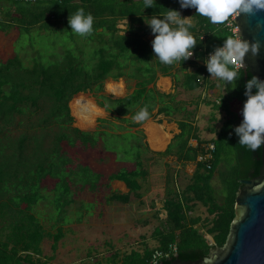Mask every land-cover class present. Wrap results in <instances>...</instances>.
<instances>
[{"label": "trees", "instance_id": "16d2710c", "mask_svg": "<svg viewBox=\"0 0 264 264\" xmlns=\"http://www.w3.org/2000/svg\"><path fill=\"white\" fill-rule=\"evenodd\" d=\"M80 8L84 9L85 14L91 13L94 17V31L91 35L80 37L71 32V35L78 38L77 41L79 38L88 44L96 41V46L92 48L86 62L79 55H72L68 57L69 64L53 69L56 72L52 71L51 67L34 65L25 70L30 80L19 82L11 80L12 75L16 77L22 73L21 63L17 56L13 55L0 61V264H46L48 260L54 258L51 255L44 261L40 259L41 244L45 238L51 239V249L55 252L57 243L64 235L63 228H55L56 232L53 234L41 223L33 210L43 196L42 191L44 192L45 188L42 182L46 177L54 180L53 186L47 191L55 190L60 194V198L65 200L62 209L74 202L72 193L74 188L81 190L88 186L94 190L99 182V174H95L87 165L75 164L71 167V158L61 151L59 146L60 142H65L68 146L79 143L82 146L88 145L93 148L98 145L93 132L72 126L74 118L70 114L68 103L74 95L79 92H90L98 99V105L108 112L130 110L132 117L144 107H147L149 117L160 113L169 115L171 112L169 110L171 104L168 102L172 96L160 94L148 88V85L153 83L157 71L167 74L174 64L165 65L159 60L156 61L155 66L148 64L155 58L152 48L154 35L145 23V18L160 16L168 9L185 11L181 8L179 0H156L154 7L145 9L143 0H79V2L76 0H0V31L6 33L11 28H15L19 34L22 31L29 32L34 28L57 31L63 24L71 31L68 24L69 16ZM122 20H128V24L126 23V30L120 33L117 24ZM194 31L190 29V32ZM203 31L209 32V29L204 28ZM149 34H152L151 38L148 37ZM229 35V32L220 29L214 31L205 41H200L197 33L195 34L197 46L193 49L194 60H190L195 66V71L188 75V78L192 77L196 81L194 88L202 83L198 81V78L204 71L203 65L197 64V61L204 58L207 53H212L216 47L224 43V39ZM240 72L241 69L239 74ZM110 76H128L135 80L134 92L120 99L100 94L103 91L104 80ZM237 81L240 84L239 79ZM6 86L8 89L4 90ZM35 86L40 90L37 95L32 93ZM185 87L189 86L185 85ZM244 93L241 88V95L231 97L233 94L229 91L222 102L212 105L217 109H222L226 114V119L216 139L219 147L214 142L215 152L211 161V169L206 170L203 164H197L191 183L183 191L185 203L196 201L204 206L207 214L211 216V218H206V229H204L207 234L211 235L212 243L204 237L203 233L199 232L198 228H194V225L199 222L198 218L194 223L187 221L186 213L191 206L185 204V208L179 198L171 197L165 202L164 233L161 232L160 245L155 249H166L170 242H175L177 246L175 253L199 249L203 256H208V250L212 246L216 248L224 246L231 222L236 215L235 192L239 186V182L235 181L238 161L234 148V140L237 136L234 128L239 126L243 120V117H236L229 110L228 102L230 99H236L243 107L246 101ZM42 98L48 99L51 102L50 107H54L46 113L48 121L64 113L68 123L61 128L55 122L58 129L51 135L49 133L51 128L45 131L40 125L41 122L29 123L27 133L13 136L11 127L22 125L20 119L14 123L16 116L31 115L41 109L39 101ZM156 106H158L157 112L152 114L151 111ZM5 118L7 119L6 126L3 123ZM137 125L138 123L131 122L129 126ZM29 129L37 130V133L29 134ZM225 131L232 135L233 145V158L228 163L232 167L235 166L236 170L230 173L231 184L225 181V175L219 177L221 182L219 199L212 180L215 168L219 164L217 150L222 148L220 139L222 140ZM99 132L102 133V131ZM183 135L185 134L182 133ZM47 138L50 140L48 147L44 145V140ZM54 142L55 145H53ZM35 144L39 151L38 161L37 159L35 161L34 157ZM194 156H196L195 153L189 157L192 159ZM78 170L83 171L82 175H92L95 179L83 180V185H76L73 183L74 178L71 177L74 174L78 177ZM139 175V171L114 173L108 176V180L122 179L129 184ZM138 187L139 185L135 186L133 191ZM52 226L56 225L53 223ZM155 249H145L144 254L135 260L131 258L134 251L124 256H118L116 252L112 260L116 264L117 262L145 264L146 259ZM172 256L173 254L169 258L159 260L158 264L161 262L168 264Z\"/></svg>", "mask_w": 264, "mask_h": 264}, {"label": "crops", "instance_id": "0c3cea01", "mask_svg": "<svg viewBox=\"0 0 264 264\" xmlns=\"http://www.w3.org/2000/svg\"><path fill=\"white\" fill-rule=\"evenodd\" d=\"M180 13L183 17H191V22L194 25L191 29L195 30L193 32L194 34L192 32L191 33L194 36L197 33L198 40L200 41H205L209 35L220 29H224L229 32L224 24H212L207 18L197 15L194 8L185 9V11ZM126 26V20H122L117 24V28H119L120 33H123V31L126 30ZM204 28H208L209 32H204ZM229 34L232 35L230 32ZM148 37L151 38L152 34H149ZM190 60H194V58H190L186 61L181 60L180 62L175 63L173 68L167 74L157 71L153 83L148 85V88H152L160 94L172 96L168 103L172 105L174 111H171L169 115L160 113L149 117L146 121L140 122L137 126L132 127L129 126L131 122H134L130 110H125V112L120 110L110 113L105 108L98 105V99L92 94L90 95V98L86 96L103 111L97 116L99 117L97 120L98 123H103L107 117L105 115L109 114L110 117H108V119L111 128L113 129L112 133L118 135L123 133H132L136 135L142 134V143L144 145L140 146L143 151H140L138 156L132 157L131 160H128L125 158V155L117 158L115 151H103V146L101 142L98 141V145H96L97 147L94 148V157L91 159L88 158L83 165H87L90 169L92 168L91 170H93L95 174H99V182L95 185L96 188L94 190L88 186L83 187L81 190L74 188V190H72L74 201H85L82 197L84 194H87L89 196V200H91L94 199L95 194L97 199H101V208L98 207V216L101 217V219L97 222V224L109 221L111 224L108 225L106 229L115 231V233H117L116 231L121 228V224L123 223L134 224L131 226L132 229H130L134 232L132 235L131 245H144L145 249H148L145 246L146 240L153 243L151 249L159 247L161 232L164 233V225H160V223L162 221L164 223L166 219L165 202L171 197L179 198L184 207L185 204L191 206L186 213L187 221L194 223L198 218L199 222L194 225V228H198L200 226L202 229L199 230L198 228L199 232L205 231V223L207 222L205 220L206 218H211L206 211V216L204 217L200 214H196L198 204L200 203L196 201L185 203L183 191L191 183V177L193 176L197 166L195 163L196 156L192 159L189 156L194 153L197 154V146L200 143L202 144L203 142L213 139L199 137L196 131L192 130L194 121L191 123V119L186 116H180L178 109L180 106H184V108L189 112L190 118L193 116V113L190 111H197V115H194L196 120L199 114L198 111L200 110L201 102L202 104L206 103L208 107L213 104H219L222 100H224L229 92L224 93V96H222L223 92L221 89L223 88L217 79L210 78V74L208 73L205 64V57L197 61V64L203 65L204 71L198 78V81L202 83L199 87L194 88L193 86L196 84V81L192 77L188 78V75L195 71V66H193ZM156 61H158V58L155 57L150 60L148 64L150 66H155V63H157ZM238 71H240V69ZM135 85V80L129 78L128 76H110L104 80L103 91L100 92V94L111 96L113 99L124 98L134 92ZM185 85L189 87L186 88ZM231 91L232 90L230 88V92ZM228 107L236 117L242 116H240L242 107L238 100L230 99ZM157 108L158 106H156L151 113L155 114L157 112ZM212 108H215V106H212ZM217 111L222 112V114L224 112L222 109H217ZM215 118L216 115L211 114L205 120L207 122L211 121L214 123L216 120ZM214 126H212V124L210 126L207 124L206 128L212 132L214 130ZM189 128H191V132H189ZM103 130L104 129H99V131L102 132ZM182 133L185 135L182 136ZM176 139H180V142H178L176 149L172 151L170 146ZM124 153L127 156L128 153ZM169 170L174 172V176L171 178L169 176ZM136 171L140 172L139 177L135 180H131L129 184L122 179L108 180V176L114 173ZM185 174H188L189 176ZM180 175L188 176L186 179H188L189 182L184 186H181L178 183V181H180ZM137 185H139L138 189L133 191V188ZM74 207V203L64 207V210H67V215L70 218L73 217ZM144 207L151 208V211L147 212V218L142 220V216L144 215L142 210ZM86 218L87 217H83L79 222L87 220ZM158 221L161 222L159 223ZM79 224H77V221H73L71 219L64 225H56V228L62 227L63 229L65 228V230L70 231ZM101 227H104V225H101ZM65 235L66 234L64 233L61 239L65 240ZM205 235L207 240L208 237L212 238L211 235L206 232ZM117 240H120V238H117ZM51 244L49 246L50 249ZM59 244L60 243L58 242L57 248ZM145 249L142 251L138 250V252L144 254ZM56 251L52 252L55 254ZM116 252H118V250H114L113 254H110L109 256L104 255V259L102 257L103 261L101 264H116L114 263L115 261L112 260V257ZM131 252H133V250H131ZM67 254L70 253L67 252ZM71 254L73 255V253ZM42 255H46L43 253V250ZM117 263L120 264V262Z\"/></svg>", "mask_w": 264, "mask_h": 264}, {"label": "rangeland", "instance_id": "374dc122", "mask_svg": "<svg viewBox=\"0 0 264 264\" xmlns=\"http://www.w3.org/2000/svg\"><path fill=\"white\" fill-rule=\"evenodd\" d=\"M76 2H79V0H76ZM77 39L78 38L76 36L71 35L70 29L65 24L60 25L57 31L40 30L39 28H34L29 32L22 31L20 34L15 28L9 29V31L6 33L0 31V61H4L5 59L12 57L13 55L17 56L18 60L21 63L22 73L16 77L12 75L11 80L13 81L18 80L19 82H21V80L22 81L30 80V78H28V76L26 75L25 70L32 68L34 65L37 67H41V66H46L48 68L51 67L52 71H54L56 67H61V65L65 66L69 64L68 57L72 55H79L84 59V62H86L89 54L91 53L92 48L96 46V41L91 42V44H88V43H84V41L81 40L80 38L79 41H77ZM36 76L38 77V75ZM218 82L221 84V87L223 88L221 89L223 92L222 96H224V93H228L230 91V88L233 94L231 95V97L232 96L237 97L241 95V87L238 81H235L230 85L226 84V82L221 80H218ZM5 89L7 90L8 86H6L4 90ZM39 92H40L39 88L35 86L32 93L37 95L39 94ZM91 94L92 93L89 94V92L78 93L74 95L72 99L69 101L68 107L70 108L71 111L70 114L74 118L72 126L79 127L81 130L84 131L93 132V137L97 141L101 142L103 146L102 148L103 151L106 152L115 151L116 152L115 155L117 158H119L122 155H125V158L131 160L132 157L138 156L140 151H143L140 148V146L144 145L142 143V138H143L142 134L136 135L132 133H123L118 135L112 133L113 129L111 128L108 119V117H110L109 114L105 115L107 117L103 123H98L97 120L99 117L97 116L99 115V113H96V115L93 116L92 124L81 125L80 121L75 115L72 106L75 103V101L80 97L88 96L90 98ZM39 104L41 105V109L31 113V115L23 114L16 116V120L14 123H16L20 119L22 121V125H18V126L14 125L11 127V134L13 136H17L20 133L22 135L27 133L28 131L27 125L29 123L41 122L40 125L42 128H44L45 131H48L51 128V131L49 132L50 135L53 133V131L58 129V126L55 125V122L58 125H60L61 128L62 127L64 128L65 124L68 123V121L64 117L65 115L64 113L63 115H58L57 117L48 121L47 120L48 115L46 113L50 110V108L53 110L54 107H50L51 102L46 98L40 99ZM179 109L178 112L180 116H186L187 118L191 119L190 120L191 123H193L194 121V126L192 130L196 131L199 137L213 139V141L217 143V146L219 147V142L216 141V139L217 136L219 135L221 126L223 125L226 119L224 114L225 112H223L222 114V112L217 111V108H212V106L208 107L206 103L202 104L201 102L200 110L198 111L199 114L197 116V119L195 120L194 115L196 114L197 111L195 110L190 111L193 113V116L190 118L189 112L184 108V106H180ZM169 110L174 111V108L170 105ZM211 114L216 115L215 118L216 120L214 121V123H212L211 121L207 122L205 120ZM241 115L242 112L240 113V116ZM3 123L4 126L7 125L6 118L4 119ZM207 124H209V126L211 124L212 126H214L215 124L214 130L212 132H210L209 129L206 128ZM99 129L100 130L104 129L101 134L99 132ZM33 132L37 133V130L29 129L28 133L30 134ZM189 132H191V128H189ZM48 138L51 139L52 137H48ZM48 138L44 140V145L47 147L50 145V140ZM231 141H232V135L228 131H225L222 135V140L220 139L222 148L217 150L219 164L215 168L214 171L215 175L212 180V184L214 189L217 190L216 195L218 194L219 199L221 197V194L219 195V192L221 190V182L219 177L225 175L226 176V178H224L225 181L231 184L232 180L230 173L233 170H236V168H234L235 166L232 167L228 163L233 158L232 155L233 145ZM178 142H180V139H176L173 141V143L170 146V149L172 151L176 149ZM32 144H34V142ZM53 145H55V142ZM59 146L61 148V151H63L69 158H71L72 160V164H70L71 167H73L75 164H83L86 160H88V158L90 159L93 158L94 148L97 147L96 146L93 148V147H89L88 145L82 146L79 143H76L74 146H68L65 142H60ZM197 147H198L197 149H200L202 145H198ZM38 152H39L38 146L37 144H35V155H34L35 161L36 159L38 161L37 158ZM124 152L128 153L127 156ZM82 172H83L82 170H78V174H77L78 177L75 174L72 175L71 177L74 178L73 183H75L76 185L77 184L83 185L84 183L83 180L92 181L95 179L92 175L91 176L90 175L87 176L85 174H84L85 176L82 175ZM169 174H170L169 175L170 178L174 176V172L172 170H169ZM188 176L180 175V181H178L179 185L181 186L186 185L189 182V180L186 179L188 178ZM53 183L54 180L49 177H46L43 180L42 185L45 188L44 192L42 191L43 196L33 208L36 216L39 218L41 223H43V225L47 229H49L53 234L56 232L55 229L56 226L53 227L52 226L53 223L58 226L62 224L64 225L66 224V222L72 219L73 221H77V224L79 223L81 224L75 226V228L70 231L65 230V228L63 229V234L64 233L66 234L65 240L61 239L59 241L61 245L59 244L55 254L51 251L49 247L52 240L49 238H45L41 244L43 253L46 254V255H41L40 259L42 261L48 259L49 256L53 255L54 258L48 260L46 264H101L104 259L103 256L104 255L109 256L110 254H113L114 250H118L117 252L118 256H124L130 254L131 250H133L134 254L132 255L131 258L134 260L141 256V253H139L138 250L140 251L144 250L145 249L144 245H138V244L131 245L132 235L134 234V232L133 230L130 229H132L131 226H133L134 224L132 223L121 224L122 226L121 228L118 229V231H116L117 233H115V231L106 229V227L111 224L109 221L105 223L97 224V222L101 219V217L98 216L99 215L98 207L101 208V203H100L101 199L100 198L97 199L95 197V194H94V199L89 200V196L87 194H84L82 197L83 200L85 201H80V200L74 201L73 203L75 204V207H74L73 217L72 218L68 217L67 210H64V208L62 209V205L65 200L61 199L60 194H58V192H55V190L52 192L47 191L49 188L53 186ZM150 211L151 208L149 207L143 208L142 212L144 213V215L142 216V220L147 218V212ZM205 211L206 208L201 204H198L196 214H200L202 215V217H204L206 216ZM83 217H87L86 218L87 220L83 222H79L80 220H82ZM48 221L53 223L51 224ZM158 222L160 223L161 221ZM101 225H104V227H101ZM160 225H164L163 221L160 223ZM198 228L199 230L202 229L200 226ZM201 233H203L204 237L207 238L205 235V231H201ZM117 238H120V240H117ZM208 240L211 241L209 237ZM145 246L148 249H151L153 243L149 240H146ZM67 252L70 254H67ZM71 253H73V255Z\"/></svg>", "mask_w": 264, "mask_h": 264}, {"label": "clouds", "instance_id": "9594fccd", "mask_svg": "<svg viewBox=\"0 0 264 264\" xmlns=\"http://www.w3.org/2000/svg\"><path fill=\"white\" fill-rule=\"evenodd\" d=\"M179 3L182 9L194 8L197 15L216 25L224 24L237 13L255 15L264 11V0H179ZM143 4L144 9L154 7L156 0H143ZM145 23L154 35V55L162 64L171 66L194 55L197 41L190 32L194 27L191 17H183L180 11L168 9L160 16L145 18ZM68 24L71 32L80 37H87L94 31V17L91 13L85 14L83 8L70 14ZM260 48L259 41L250 42L239 35L227 36L223 45L216 47L205 61L210 78L232 84L240 78L238 70L245 65L246 54L257 57ZM245 89L247 99L242 109L243 120L234 132L239 137V145L254 152L264 145V81L253 76L246 82ZM148 118L149 112L144 107L133 116V121L140 123Z\"/></svg>", "mask_w": 264, "mask_h": 264}, {"label": "water", "instance_id": "95a60500", "mask_svg": "<svg viewBox=\"0 0 264 264\" xmlns=\"http://www.w3.org/2000/svg\"><path fill=\"white\" fill-rule=\"evenodd\" d=\"M233 20L239 36L261 44L259 55L246 54L245 65L240 67V87L245 92V84L253 76L264 81V11L237 13ZM234 143L238 161L235 181L239 186L235 192L236 215L224 246H212L208 256L199 249L174 253L168 264H264V145L253 152L239 145L238 136Z\"/></svg>", "mask_w": 264, "mask_h": 264}, {"label": "built area", "instance_id": "2783aa9c", "mask_svg": "<svg viewBox=\"0 0 264 264\" xmlns=\"http://www.w3.org/2000/svg\"><path fill=\"white\" fill-rule=\"evenodd\" d=\"M236 17V14L232 16L227 22L224 23V26L229 30V32L232 35H238L237 32V26L236 23L234 22V18ZM223 43L220 45L222 46ZM211 52L207 53L205 55V61L209 57ZM193 58V56L191 57ZM206 64V63H205ZM240 69V68H239ZM201 149L202 151H198L195 157V163L196 164H203L204 169L210 170L212 167V158L213 154L215 152V143L213 140H208L206 142H203ZM177 250V246L175 242H170L166 249H155L152 251L151 255L149 256L148 259H146L145 264H158L159 260L163 258H169L171 254H174Z\"/></svg>", "mask_w": 264, "mask_h": 264}, {"label": "bare ground", "instance_id": "6f19581e", "mask_svg": "<svg viewBox=\"0 0 264 264\" xmlns=\"http://www.w3.org/2000/svg\"><path fill=\"white\" fill-rule=\"evenodd\" d=\"M76 117L81 125H90L93 123V116L96 113H102V109L97 107L91 100L86 97H80L72 106Z\"/></svg>", "mask_w": 264, "mask_h": 264}, {"label": "flooded vegetation", "instance_id": "af4514ba", "mask_svg": "<svg viewBox=\"0 0 264 264\" xmlns=\"http://www.w3.org/2000/svg\"><path fill=\"white\" fill-rule=\"evenodd\" d=\"M241 107H242V105H241ZM242 109H243V107H242ZM160 264H163V263L161 262Z\"/></svg>", "mask_w": 264, "mask_h": 264}]
</instances>
